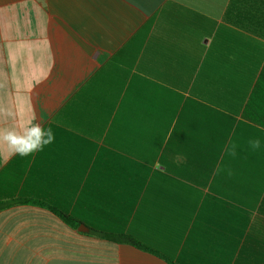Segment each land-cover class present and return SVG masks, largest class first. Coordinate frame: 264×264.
Listing matches in <instances>:
<instances>
[{"label": "crops", "instance_id": "obj_1", "mask_svg": "<svg viewBox=\"0 0 264 264\" xmlns=\"http://www.w3.org/2000/svg\"><path fill=\"white\" fill-rule=\"evenodd\" d=\"M0 109V264H264V0H0Z\"/></svg>", "mask_w": 264, "mask_h": 264}, {"label": "clouds", "instance_id": "obj_2", "mask_svg": "<svg viewBox=\"0 0 264 264\" xmlns=\"http://www.w3.org/2000/svg\"><path fill=\"white\" fill-rule=\"evenodd\" d=\"M4 115L12 117L14 114L7 109H0ZM55 141V133L51 127L44 128L41 124H32L22 130L2 129L0 130V142L5 143L12 154L19 155L21 158L30 157L36 152L43 151L46 146L51 145ZM249 147L256 151L261 148V140L259 138L250 139ZM238 145L229 140L224 146V155L236 157ZM225 173L232 176L233 172L230 168H225L223 164H218L214 170V175Z\"/></svg>", "mask_w": 264, "mask_h": 264}, {"label": "trees", "instance_id": "obj_3", "mask_svg": "<svg viewBox=\"0 0 264 264\" xmlns=\"http://www.w3.org/2000/svg\"><path fill=\"white\" fill-rule=\"evenodd\" d=\"M261 165V164H260ZM245 174V173H244ZM257 173H255V177H252V175L248 176V177H243L242 179V185H243V189L246 190L247 192H249V188L250 186L251 187H255L254 184L257 182L256 181V175ZM260 179V178H259ZM24 202H27V201H24ZM13 203L11 202H7V203H0V209H3L5 207H8L10 205H12ZM53 212L56 213L57 215H59L62 219H64L68 224L72 225L73 227H76L78 222L76 220H74L72 217L70 216H67L61 212H58L56 210L53 209ZM105 237H107L108 239H115V240H118V241H121L123 240L124 238L122 236H114V235H105ZM127 241H130L131 243L139 246V247H142L144 249H148L147 247L143 246L142 244L130 239V238H127ZM150 250V249H148Z\"/></svg>", "mask_w": 264, "mask_h": 264}, {"label": "water", "instance_id": "obj_4", "mask_svg": "<svg viewBox=\"0 0 264 264\" xmlns=\"http://www.w3.org/2000/svg\"><path fill=\"white\" fill-rule=\"evenodd\" d=\"M87 229V228H86Z\"/></svg>", "mask_w": 264, "mask_h": 264}]
</instances>
